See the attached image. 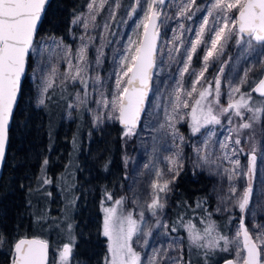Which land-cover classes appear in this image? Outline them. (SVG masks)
<instances>
[{"label":"snow or ice","instance_id":"1","mask_svg":"<svg viewBox=\"0 0 264 264\" xmlns=\"http://www.w3.org/2000/svg\"><path fill=\"white\" fill-rule=\"evenodd\" d=\"M48 0H0V165L5 162L6 150L9 144L10 127L14 120V110L18 107V102L23 98L24 87L28 80V72L31 70L33 77L40 75L38 105H45V98L49 89L54 88V84L59 79L62 89H66V84L79 83L83 86V95L80 92L75 93V102L70 104V108H79L88 101V44L82 43L78 48L75 56L71 50L62 43H56L57 47H63V59L67 62L68 71L59 73L58 69L53 67L50 70L44 62L43 52L47 44H41L40 27L46 15V4ZM107 3V0H90L87 5L88 14L83 19V27L87 31L89 21L93 22ZM165 0H135V6L131 8V14H135L139 8L143 11V19L137 25L139 29L143 27L142 34L133 40L131 37L128 41V47L125 53L119 56L121 71L116 73V90L113 97L109 100L101 92L99 101H92L97 104V108L107 109L101 114L95 111L93 115L94 125L99 126L104 120L118 121L123 127V136L132 137L136 134V129L140 122L141 113L144 111L145 100L149 91V84L152 80L153 69L156 65V42L159 37L158 20L161 16V8ZM119 7V4L116 5ZM195 11H204L206 15L201 17L199 30L195 33L196 39L190 42V49H185L184 67L181 71V77L189 70L193 54L202 43L205 44L204 68L197 74L192 75L195 79L192 81L191 90H185L181 82L177 83L175 90V103L173 104V114L168 115L166 111L167 127L171 128L173 135L178 136L174 121L179 115V109L189 108L188 100L183 99L181 93L192 98L193 93L197 92V84L203 78L207 70L210 58L219 57L223 54L224 48L229 41L235 38L238 47L247 45L249 51L253 50V45L264 46V0H213L207 8L201 9L196 0H183L179 7L178 15L191 19L189 13ZM234 13V15H233ZM111 18V17H110ZM81 17L77 16L73 23H80ZM211 24V27L209 25ZM105 29L108 25L105 24ZM184 29V25H179ZM210 33L207 40L203 39L205 30ZM91 40V37L81 36V41ZM210 41V46L208 42ZM55 43V41H54ZM96 63H100L99 50ZM179 51V49H177ZM35 56V66L32 59ZM264 57V52L261 53ZM73 59L77 62L73 63ZM221 72L223 69L221 68ZM250 71V70H249ZM46 73V74H45ZM127 78L124 80V78ZM99 81V77H96ZM249 84L248 72L240 79L238 84H229L227 93V106L220 104L221 81L215 79V95L213 96L212 85L202 87L198 92V98L194 99L191 105V122L189 127L195 135L201 128L209 124H221L220 116L228 118V124L233 123V117H238L240 122L236 128H229L230 133L236 132V138L232 136L225 138L230 144L240 145L241 139L239 133L245 129H250L254 122L261 119L264 114V101H256L253 93L259 97H264V78L255 80L249 84L248 89L241 91V88ZM123 85V86H122ZM236 95L239 96L236 99ZM213 96L212 100L208 98ZM216 105V108L213 107ZM90 110V109H89ZM250 115L245 119V114ZM164 128L165 125H161ZM181 142L184 137L179 136ZM229 143H220L219 147L224 151L223 156H217L213 159L211 151L212 145L208 139L201 142V146L195 147L196 163L198 167L216 164L219 160L230 159L228 149ZM241 151L243 149H240ZM236 148L231 149V154L235 155ZM181 152H177L175 157H169L167 163L170 165L166 170H157L156 179L152 182V202L147 206L153 216L165 208V203L160 193H170L173 191L176 179L183 170L184 164L181 160ZM255 148L252 151L248 172L250 175L255 174L256 164ZM233 163L238 164L239 161ZM48 160L43 161L41 175L37 179L36 188H29L30 194L37 198L41 196L51 197L52 192L46 185L53 184L52 179L46 175V166ZM220 165L217 164V168ZM210 174L213 173L211 167L208 168ZM228 173V169H224ZM232 176L229 174L228 179ZM72 185L69 183L62 188L63 192H71ZM230 191L235 193V188L230 186ZM253 187L251 183L245 189L242 196L238 197L233 204H229L231 198L220 197L221 206L217 211L221 214L228 213L225 217L231 221V211L233 207L239 208L241 213H246L251 197ZM77 198L66 196L65 216L62 231H67L68 243H64L59 251V264H70V258L73 249L76 246L74 235V226L68 215V210L74 206ZM105 199L113 201L115 205H122L123 198L113 200L111 193H105ZM264 200V197H262ZM31 203V201H29ZM104 219L102 224V234L107 239V252L104 264H141L140 254L133 248V237L139 231L137 221L132 219V215H124L118 212L116 207H104ZM251 215H255L251 213ZM143 218V212H141ZM43 215H38V222L44 220ZM178 219H180L178 217ZM182 226H185L188 232V238L191 244L198 249L204 250L205 264H208V257L217 251L228 252L233 258L225 259V264H264V223L253 221L252 227L245 223V217L237 220L236 232L231 236L224 235L222 231L217 230L215 222L209 221L202 232L197 230L191 221L186 225L181 219ZM57 227H61L59 221ZM161 226V225H157ZM168 227L167 225H162ZM172 231H176L173 226ZM6 237L0 233V245L6 243ZM11 247V264H49V244L46 240L19 238L10 244ZM167 252H154L153 257L149 259L148 264H160L161 260L168 259ZM182 259V257H181ZM55 264V262H53Z\"/></svg>","mask_w":264,"mask_h":264},{"label":"rangeland","instance_id":"2","mask_svg":"<svg viewBox=\"0 0 264 264\" xmlns=\"http://www.w3.org/2000/svg\"><path fill=\"white\" fill-rule=\"evenodd\" d=\"M89 2L90 0H88L87 5ZM182 2L183 0H167L164 8L161 9V16L158 23L161 37L145 111L136 129V134L132 137L125 138L130 141L131 148L128 152H125L123 159L125 171V181L122 184L125 196L121 197L123 198V204L115 205L113 201L106 200V192L103 197L98 198L101 212V232L105 215L104 207H116L118 212H122L124 215L130 213L132 219L137 221L139 231L133 237V248L141 256V264H148L154 252H167L169 258L161 260L160 264H180L181 261L182 239L174 234L176 231L171 232L168 227L162 226L169 225L170 215L166 211V207L170 204L173 191L167 194L160 193V196L163 198L162 202L166 206L158 213V216H153L151 210L147 207L152 202L153 189L151 188V184L156 179V171L166 170L170 166L167 163L168 158H174L177 152L182 153L181 160L184 167H188L195 172H204L211 180L209 197L212 201V207L217 214H221L217 211V208L221 206V196L225 198L230 197L231 199L228 200V203L231 205L238 197L243 195L245 189L251 183L253 195L248 209L246 213H242L241 215L236 216L237 214H235V218H237L231 225L229 237L236 232L238 226L237 220L242 216L245 217V223L249 228L252 227L253 221L264 223V200H262V197H264V114H262L261 119L253 123L250 129H245L239 133L241 139L240 145H233L225 140L230 135L233 139L236 138V132L230 133L229 128H236V125L240 122L238 117H233V123L229 125L228 118L226 116H220L221 124H209L201 128L200 132L195 135L189 127L191 122V116L189 115L191 105L194 99L198 98V92L202 87L206 88L211 84L214 96L215 79L219 78L221 81L219 101L221 105L226 107L230 83L232 85L238 84L240 79L244 77L246 71L248 72L249 84L260 78L264 71V57L261 56V53L264 52V46L254 43L253 50L249 51L247 45L238 47L235 38H233L225 46L222 55L210 58L207 70L204 72V76L200 79L199 84H197V92L193 93V97L189 98L181 93L182 98L188 100L190 107H181L178 110L179 115L183 119H179L178 117L175 119L174 126L179 135L174 137L172 129L166 126V111L168 115H174L172 108L175 103L177 83L181 82L185 90H191L192 81L195 79L192 73L195 72L198 74L204 68L205 63L203 59L205 55V44L202 43L198 46L197 52L193 54L188 72L184 73L183 77H181V71L184 67L183 60L186 56L185 49H190V42L196 39L195 33L199 30L201 17L206 15L204 11H195L194 6L193 12L195 14L192 15V13H189L192 16L191 19L180 17L178 12ZM211 2L213 0H196L197 5L201 9L207 8ZM141 3L144 4L145 0H141ZM117 4H119V7L116 6ZM87 5L77 15L81 17L80 23H73L77 16L72 19L68 34L69 38L67 40H61L53 36H40V40L41 44H47L43 52L44 62L47 64V68L50 70L55 67L59 73L68 71V65L63 59L65 54L63 47H57L56 43H62L63 46L69 48L73 56H75V53L82 43L88 44L87 99L90 103L79 108H70L69 105L75 102V93L80 92L83 95V86L78 82L75 84L68 82L67 84L72 89V92L66 104L63 122H65L64 124L67 128L76 119L79 110L84 108V113L90 128L97 130L104 125L118 122L104 120L99 126H95L93 119L94 112L100 111L103 114L107 109H98L97 104L92 101H99L101 92L109 100L115 94L116 73L121 71L119 56L125 53L130 37L136 40L138 34H142L143 27L141 26L138 29L137 25L143 19V11L138 8L135 14H131V8L135 6V0H107L104 8L100 10L95 18V26H93L92 21H89V28L86 31L83 27V19L88 14ZM105 24L108 25L107 29L104 27ZM180 24L184 25L183 30L180 29ZM209 27H211V24ZM209 35L210 33L206 28L203 39L207 40ZM81 36H85L86 38L91 37V40L85 39L81 41ZM208 44L210 46V41ZM97 50L101 54L99 64L96 63ZM72 62L76 63L77 61L73 59ZM32 63L35 66V56H33ZM221 68L223 69L222 72L220 71ZM96 77H99V81H96ZM253 77L254 80H252ZM28 79L34 87L35 105L39 106V89L37 85L40 83V75L37 74L33 77L31 70H29ZM126 79L125 77L124 80ZM59 84V79H57L54 85ZM249 84H245L241 88V91L248 89ZM213 96H210L208 99L212 100ZM235 98L238 99L239 96L236 95ZM253 98L256 101H264V97L259 98L253 95ZM213 107L216 108V105H213ZM249 115L250 113H246L245 119ZM161 125H165V127L161 128ZM179 136L184 137L183 142L180 141ZM205 139H208L213 146L211 149L213 159L217 156L224 155V151L219 147L220 143H229L228 153L230 159L219 160L216 164L210 166L198 167L195 147L201 146V142ZM233 147L236 148L235 155L231 154ZM254 148L257 157L255 174L250 175L248 172L249 162ZM240 149L243 150L241 151ZM78 150L79 146H75L72 151V161L70 163L68 162L62 170H59V173H55L56 171L48 172L50 177L54 173L56 180L55 186L58 187L52 190V203H55V206L58 207L60 197L63 201L58 215H51V224L43 228L44 233L47 234L50 232L51 240H53L50 244L49 264H53V262L59 264V251L62 249L64 243H68L67 231L61 230L66 223L64 220L66 196L68 198L72 196L77 198L74 206H71L68 210V215L74 226L73 230L76 239V217L78 206H81L79 189L85 192L88 187L80 188L78 185L79 181H76L79 170L82 171L83 168H86L85 166L82 167L77 159ZM88 159H91V156ZM234 161H239V163L235 164L233 163ZM217 164L220 165L219 168H217ZM42 167H44L43 162L39 168L38 178L41 175ZM209 167L214 170L212 174L208 171ZM224 169H228L229 172L225 173ZM47 171L48 168L46 167V173ZM111 174H114V172ZM229 174L232 176L231 180L228 179ZM64 175L68 176L67 180L62 178ZM69 183L72 185L71 192H63L62 188L66 187ZM230 186L235 188V193L230 191ZM172 187L174 190V185ZM57 190H59V196L57 195ZM88 191L89 195L93 196L94 193L92 192L94 191V187ZM90 201L95 202L96 198L90 197ZM238 209V206L232 208L233 211H237ZM141 212H143V218H141ZM251 213L255 215L253 216ZM57 221L60 222L61 227L56 226ZM158 224L161 226H157ZM38 229L41 230L40 227ZM184 230L187 234L188 232L185 226ZM32 236L47 240V236H44L40 232L34 233ZM74 253L75 248L70 258V264H74ZM107 254L108 252H106Z\"/></svg>","mask_w":264,"mask_h":264},{"label":"trees","instance_id":"3","mask_svg":"<svg viewBox=\"0 0 264 264\" xmlns=\"http://www.w3.org/2000/svg\"><path fill=\"white\" fill-rule=\"evenodd\" d=\"M87 2L51 0L40 27V36L67 40L72 19L85 9ZM71 92L68 84L66 89H62L60 84L54 85L45 98V105L36 106L34 87L29 79L24 87L23 98L18 102L10 127L9 144L0 178V233L7 241L0 245V264H11L10 244L20 236H32L40 232L51 239L50 232L46 234L43 229L51 224V213L44 211L51 203V197L37 198L28 189L36 188L39 168L45 159L48 160V172L59 173L72 161L75 146H79L77 159L80 165L86 167L79 170L76 181H79L80 188L88 187L85 192L79 189L81 206H78L76 217L74 264H104L107 240L101 232L98 198L103 197L105 192L111 193L113 199L125 196L122 185L125 181L123 159L125 152L131 148L130 141L125 139L123 127L118 123L104 125L97 130L91 129L84 108L79 110L76 119L66 128L63 114ZM90 156L91 159H88ZM62 178L67 180L68 176ZM55 185L56 180L53 189L58 188ZM210 186L211 180L204 172H195L188 167L183 168L174 183L166 211L170 215L169 230L175 232L171 230L175 226L177 230L174 234L182 239L180 264H205L204 250L191 244L181 219L185 225L191 221L201 232L209 221L215 222L217 230L229 236L231 225L237 218L235 214H242L239 209L232 210L233 219L229 221L225 218L228 214L215 213L209 197ZM44 187L47 188V185ZM92 187L93 196L88 191ZM90 197H95L96 201L91 202ZM62 203L60 197L59 209ZM38 215H43L45 219L38 222ZM229 257L232 256L228 252L217 251L209 255L208 264H221V261Z\"/></svg>","mask_w":264,"mask_h":264},{"label":"water","instance_id":"4","mask_svg":"<svg viewBox=\"0 0 264 264\" xmlns=\"http://www.w3.org/2000/svg\"><path fill=\"white\" fill-rule=\"evenodd\" d=\"M50 2H51V0H48V3L46 4V9H47V6L49 5ZM166 2H167V0H165V3H166ZM164 6H165V4L162 6L161 9H163ZM159 19H160V18H159ZM157 23H159V20H158ZM160 37H161V31L159 30V37H158L157 42H156V56H157V53H158V47H159ZM154 70H155V67H154V69H153V73H154ZM153 73H152V77H153ZM261 78H264V71H263V73H262V75L260 76L259 79H261ZM151 84H152V80L150 81V84H149V91H148V95H147L146 100H145L144 111H145L146 102H147V99H148V96H149V92H150ZM253 95L256 96V97H259L258 94H256V93H253ZM259 98H262V97H259ZM144 111L141 113L140 120H141V118H142V116H143V114H144ZM14 112H15V110H14ZM117 123H118V125H119L120 127H122V125H121L119 122H117ZM6 152H7V150H6ZM3 166H4V163H3L2 165H0V178H1V175H2V171H3ZM19 238L41 239V238H37V237H35V236H31V235H29V234H28V235L20 236ZM19 238H17V239H19ZM41 240H44V239H41ZM14 242H15V241H14ZM231 258H232V257H229L228 259H231ZM49 260H50V252H49ZM221 264H225V259H224L223 261H221Z\"/></svg>","mask_w":264,"mask_h":264},{"label":"flooded vegetation","instance_id":"5","mask_svg":"<svg viewBox=\"0 0 264 264\" xmlns=\"http://www.w3.org/2000/svg\"><path fill=\"white\" fill-rule=\"evenodd\" d=\"M46 175H47L48 177H50V174L48 173V171H47ZM50 178L52 179L53 182L55 181V176H54V175H53L52 177H50ZM52 185H53V184H51V185H47L48 190L51 191V192H52V190H53ZM50 199H51V203H49V204L45 207L44 211L50 212L51 215H58V213H59V211H60L59 206L56 207V206H55V203H52V196H51ZM56 213H57V214H56ZM46 241H47L48 244H49V250H51V246H50V244H51V239H50V237H47V240H46ZM49 252H50V251H49ZM73 261H74V260H73Z\"/></svg>","mask_w":264,"mask_h":264},{"label":"bare ground","instance_id":"6","mask_svg":"<svg viewBox=\"0 0 264 264\" xmlns=\"http://www.w3.org/2000/svg\"><path fill=\"white\" fill-rule=\"evenodd\" d=\"M50 251V250H49Z\"/></svg>","mask_w":264,"mask_h":264}]
</instances>
